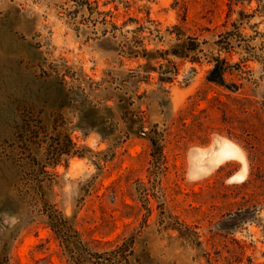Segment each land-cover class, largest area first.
Listing matches in <instances>:
<instances>
[{"label":"rangeland","instance_id":"rangeland-1","mask_svg":"<svg viewBox=\"0 0 264 264\" xmlns=\"http://www.w3.org/2000/svg\"><path fill=\"white\" fill-rule=\"evenodd\" d=\"M0 264H264V0H0Z\"/></svg>","mask_w":264,"mask_h":264},{"label":"trees","instance_id":"trees-1","mask_svg":"<svg viewBox=\"0 0 264 264\" xmlns=\"http://www.w3.org/2000/svg\"><path fill=\"white\" fill-rule=\"evenodd\" d=\"M226 70H227L226 60L217 59L215 67L212 69V71L209 74V80L221 86H226V79H225ZM38 137H39V133L37 131H31L30 133H28L27 137L24 135L22 136L23 140H25V144L22 146L24 152L31 151V148L29 147L30 145L28 143L26 144V142H30V144H32L33 141H35V139H37ZM72 149H73V146H71V140L69 139L65 145L57 147V164L59 163L61 156L65 153H70ZM160 156L162 155L160 154ZM27 158L30 159V163L31 164L33 163V166L38 164L36 161V158L35 157L33 158L32 152L28 153ZM41 174L45 176L48 174L46 164L41 166L40 175ZM36 181L37 183L34 188L41 189L43 191L44 206L40 211H42V213L48 217L52 227L56 230L57 234L59 235L61 239H65L64 242L67 243V247L69 248L70 244L72 243V240L75 238H78L79 234L75 229H73V225L69 224V220L65 218L64 214L60 212L58 209H56L55 205H51L50 202H48V200L45 199L46 178L36 177ZM70 231H73L75 235L74 236L70 235ZM130 247H127L126 245H124L120 248L119 251L127 252ZM124 258H127V256L124 255Z\"/></svg>","mask_w":264,"mask_h":264},{"label":"bare ground","instance_id":"bare-ground-1","mask_svg":"<svg viewBox=\"0 0 264 264\" xmlns=\"http://www.w3.org/2000/svg\"><path fill=\"white\" fill-rule=\"evenodd\" d=\"M234 148V146L233 147H231L230 146V144H228V143H224L223 145H222V148L220 149V151H219V157L218 158H222V159H224V158H228L229 156H231V155H239V153L236 151L237 150V148H236V150L235 149H233Z\"/></svg>","mask_w":264,"mask_h":264}]
</instances>
